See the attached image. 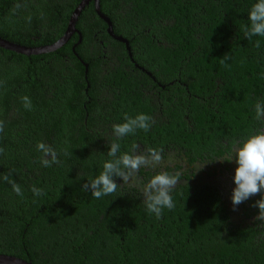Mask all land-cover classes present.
Here are the masks:
<instances>
[{
    "label": "trees",
    "instance_id": "obj_1",
    "mask_svg": "<svg viewBox=\"0 0 264 264\" xmlns=\"http://www.w3.org/2000/svg\"><path fill=\"white\" fill-rule=\"evenodd\" d=\"M81 1L0 0V37L52 44ZM255 2L100 0L135 63L94 2L75 52L78 33L41 55L0 47V253L33 264H264V190L233 205L229 161L235 142L264 129V37L245 34ZM140 113L147 131L117 136L113 125ZM142 149L166 163L136 174L118 163ZM105 161L134 175L114 171L117 190L97 199L91 178ZM160 171L179 178L157 218L143 186Z\"/></svg>",
    "mask_w": 264,
    "mask_h": 264
},
{
    "label": "clouds",
    "instance_id": "obj_2",
    "mask_svg": "<svg viewBox=\"0 0 264 264\" xmlns=\"http://www.w3.org/2000/svg\"><path fill=\"white\" fill-rule=\"evenodd\" d=\"M248 18L250 24L246 26V35L255 34L264 37V0H256L252 4ZM24 106L30 105V101L27 97L22 98ZM256 119L264 117V106L259 101L255 104ZM150 117L146 114H137L134 118L125 116L124 122L113 125V131L117 136H124L133 130V127H138L147 131L149 127ZM118 145L113 144L109 156L113 155L117 150ZM37 149L43 154L51 153L53 155V161L55 160V154L53 150L43 143L37 144ZM232 157L229 161L234 162L236 167L234 169L233 182L235 187L232 190L231 202L233 205L239 204L242 201L249 198L261 190H264V131H258L245 140L235 142L232 146ZM152 158L159 161L160 156L157 152L150 149ZM44 164H48V161H43ZM121 163L126 168L132 170L137 169L144 163V157L136 156L132 157L127 154L122 155L120 158ZM116 171L117 175H122L126 181L128 176L120 173L117 170L116 165L111 161H105L102 164V171L99 175L91 178L92 196L94 198H101L111 194L117 190V185L112 179V173ZM179 174H169L166 171H160L157 174L151 176L147 183L143 186V190L146 196L145 205L149 213H154L159 218L162 209H172L174 207L172 199V190L177 185ZM4 179H8L4 177ZM13 190L19 195V186L13 184ZM256 206L260 210V215L264 217V195L256 202Z\"/></svg>",
    "mask_w": 264,
    "mask_h": 264
},
{
    "label": "water",
    "instance_id": "obj_3",
    "mask_svg": "<svg viewBox=\"0 0 264 264\" xmlns=\"http://www.w3.org/2000/svg\"><path fill=\"white\" fill-rule=\"evenodd\" d=\"M91 2H94L95 10H96L97 14L99 15V17L101 19H103L106 22V24L108 25L107 31H108L109 35L111 37H113L115 40H117L121 43H124L126 45L129 56L132 59V62L135 63L134 59H133L132 52H131L129 41L126 38H124L123 36L117 35L114 32L113 24H112L110 18L107 17L101 11L100 0H82L72 13L65 34L59 40H57L56 42H54L52 44L45 45V46L31 47V46L21 45V44H18V43H15V42H12V41H9L5 38L0 37V47L4 48L6 50L14 51L16 53L27 55V56L41 55V54L53 52V51L60 49L62 46H64L66 43H68L70 41V39L72 38V36L75 33H78L80 36V39L73 47V50L75 52L76 47L82 42V34L76 27L77 21L81 15V13L83 12V10ZM83 64L85 65L86 74H87L88 65L84 62H83ZM135 65H136V67L145 71V69L141 68L138 64H135ZM146 73L148 75L152 76V74L150 72H146ZM0 264H33V263L30 261H27L25 259H22L20 257H17V256L0 253Z\"/></svg>",
    "mask_w": 264,
    "mask_h": 264
},
{
    "label": "flooded vegetation",
    "instance_id": "obj_4",
    "mask_svg": "<svg viewBox=\"0 0 264 264\" xmlns=\"http://www.w3.org/2000/svg\"><path fill=\"white\" fill-rule=\"evenodd\" d=\"M263 131H264V129H263ZM136 156H142V157H144V163H143V165H145V166L147 165V166L152 167V168L153 167H156L157 165H161V164L166 163L165 162L166 160L164 158L161 159V157H160L159 161L154 160L152 158V154H149V152L148 151H145L144 149H142L141 151L137 150L135 152V157ZM149 167L147 169H150ZM132 171H134V174H136V173H138L139 170L138 169H135V170H132ZM133 175L132 176L130 175L128 177L127 182H130L133 179Z\"/></svg>",
    "mask_w": 264,
    "mask_h": 264
}]
</instances>
